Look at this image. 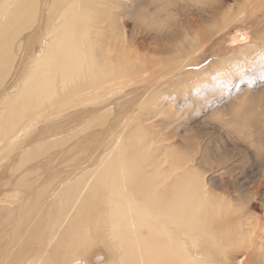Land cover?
Wrapping results in <instances>:
<instances>
[{
  "label": "rangeland",
  "instance_id": "rangeland-1",
  "mask_svg": "<svg viewBox=\"0 0 264 264\" xmlns=\"http://www.w3.org/2000/svg\"><path fill=\"white\" fill-rule=\"evenodd\" d=\"M48 1L39 0L40 7L53 1V8L45 7L44 11L41 9L43 18L38 20L34 29L19 38L23 41V47L21 45L17 49V65H14L13 76L0 91V100L15 86L11 82L15 80V74L23 76L27 73L31 68L32 58L38 57L41 52L47 34V20L57 14L54 12L60 6L56 0ZM253 1H97L94 5L95 24L91 20L89 26L90 44L96 67L110 65L115 79H111V82L107 80L110 83L105 81L103 90L102 84H99L101 86L98 88L102 90L100 94H105L100 97L93 95L84 102H75L79 96L73 97L71 93L64 95L63 100L56 104L58 107L54 104L55 106L48 108L49 112L45 110L38 113L42 115L38 119L42 124L34 125L26 141L22 140L23 143L17 144L12 153L8 152L4 158H0V200H6L5 203L0 202V207L5 206L0 211V226L7 224L3 229L0 227V235L3 232L0 253L11 244V240L14 243L13 231L18 221L34 207L37 191L49 185L53 189L55 185L54 190L48 189L50 191L46 192L40 209L35 207L36 215L23 220L19 232L23 235L15 241L16 244L23 240L22 237L26 239V232L27 235L32 231V237L28 244L24 241L30 251H26L22 258L24 262L19 264H25L39 254L41 256L44 251L45 255L39 260L45 262L46 259L47 264L50 261L52 264H77V260L82 261L79 264L118 263L121 255L109 248V238L103 235H108L109 232L106 228L98 229V224H95V218L102 214L99 212L102 203L98 202L90 213L93 223L89 227L90 238L86 239L84 246L75 244L72 248L67 244L69 240L65 236L62 239V234L66 233L64 227L54 223L60 227L56 228L59 231L54 229L52 224L58 215L56 208L52 209V217L39 221L36 219L37 214L50 204L47 199H53L59 191L58 186L64 187L81 177L80 174L96 171L105 157L122 151L127 156V163L137 167L138 171L142 168L145 177H157V182L164 190L170 188L178 178H183L192 185H199L200 209L211 216L220 215L214 223L218 227L211 231V235L200 236L197 244L189 237L179 235L180 243L188 248V256L192 258L190 264H264V0ZM19 40L17 46L21 44ZM22 61L24 63L19 65ZM85 73L90 74V71ZM57 85L60 88V84ZM101 100L106 101L101 103ZM129 101L130 105H126ZM106 104L107 107H104ZM59 107H64V113L57 117ZM105 114L108 118H102ZM54 117L57 122L53 121ZM67 138H71V142L66 141ZM46 141L49 143H45ZM61 141L64 144L61 143L59 147L57 144ZM46 147L51 151L46 150ZM39 148L45 149L49 154L46 155L45 150L40 154ZM86 148L85 154L83 150ZM22 150L35 151L32 163H26L23 168L18 167ZM94 152H97L96 156ZM40 162L42 165H39ZM17 167L20 170L12 171ZM36 171L37 174L41 171L45 174L37 176ZM62 174L66 175L63 177ZM21 175L24 177V186L31 180L34 185L29 183L28 186H22ZM57 178H60L59 181ZM13 205L19 212L12 209ZM5 215L11 219L4 218L5 221H1ZM226 216L239 233L234 238L224 237L220 233L219 225ZM30 220L34 223L29 222ZM99 224L104 225L102 221ZM50 234L49 240L54 238L49 244L47 235ZM57 237L62 240L57 241ZM7 241L8 246H5ZM191 241L195 247H191ZM196 245L200 246L197 248ZM64 252L74 254L66 256Z\"/></svg>",
  "mask_w": 264,
  "mask_h": 264
},
{
  "label": "bare ground",
  "instance_id": "bare-ground-1",
  "mask_svg": "<svg viewBox=\"0 0 264 264\" xmlns=\"http://www.w3.org/2000/svg\"><path fill=\"white\" fill-rule=\"evenodd\" d=\"M56 1L58 2V5L60 6L57 8L56 12H54V14L55 13L57 14L55 16L53 15L54 17L52 16L50 20H47L46 39L43 40V43L41 46V52L39 53V56L36 58H32L33 59L32 65H31L30 70H28L27 73H25L23 76H18V74L17 75L15 74V80L11 81V82H14L15 86H12V88H10L9 91L12 89L14 90L12 92L7 91L4 94L3 98L0 100V158L1 159L2 157L4 158V155H6L8 152L12 153L14 149L16 148L17 144L21 145L23 143L22 140L26 141L30 131L32 130V128H34V125L40 123V120L38 122V119L42 115H38V113L48 110V108H52L53 106L58 104L61 100H63L62 97L64 95H67L68 93H71V96L76 97V98L79 96L77 99L74 100L75 102H82V101L84 102L93 95H96L98 97L105 95L104 92H102L103 94H100V92L104 89L103 83L107 80L109 81L111 79L113 80L114 78L113 68L110 67V65L106 67H101V68L96 67V60L93 55L92 44H90V34H89L90 21L94 20V24H95L94 5L95 3L97 4L98 3L97 1L99 0H56ZM39 3H40L39 0H0V91L6 85L9 78L13 76L12 71L14 69V65H17L16 63L17 58H18L17 49H20L22 42H23L19 40V38L25 32L31 31L32 29H34L36 27L35 25L37 24L38 20L40 18L41 19L43 18L42 13H40L41 9H43L44 11L45 7L53 8L51 3H48L44 5L43 7H40ZM249 4L251 3L249 2ZM108 26H110V23H108ZM113 28L114 27H112V29ZM18 40L21 42V44L17 46L16 43L18 42ZM22 63L24 62L23 61L20 62L19 65H21ZM85 71H90V74H86L88 72L85 73ZM109 81L107 82L110 83L111 81L110 82ZM57 84H60V88H58L59 85ZM99 84H102L103 86V88H101L102 90L98 88L101 86V85L99 86ZM105 93H107V91ZM106 96H109V95H106ZM114 97H116V95ZM132 99L133 97L130 100ZM102 101L103 100H101L100 102L102 103ZM105 101L103 102L105 103ZM129 103L130 101L126 103V105ZM47 105L50 107H47ZM109 105L111 106L112 104H109ZM56 106L58 107V105ZM76 107L78 106L76 105ZM104 107H107V104L106 106L104 105ZM128 108L129 106L127 107V109ZM81 109H84V108L81 107ZM63 110H64V107L58 108L57 113L59 115L57 114V117L58 116L60 117L64 113ZM108 111L109 109L107 110V112ZM79 112H80V109H79ZM110 112L112 113V111ZM109 113L107 115H109ZM111 113H110V116H112ZM65 114L67 113L65 112ZM107 115L105 114L104 116H102V118H104L105 116L107 117ZM90 116L92 117V115ZM43 119L44 118H42V120ZM89 120H92V119H89ZM43 121L45 123V120ZM53 121L57 122L55 120V117ZM54 122H52V124ZM83 123H85V120L83 121ZM86 126H87V123H86ZM78 127H75V130H78L77 129ZM66 134L65 136H67ZM79 136L80 135L78 134L77 137ZM71 138L73 139L74 137H71ZM71 138L69 139L67 138L66 141L69 140L68 142H71L70 140ZM95 138L93 139V142H95ZM75 139H76V136H75ZM90 140L92 142V139ZM45 143H49V141H46ZM61 143L62 141L57 145H59L60 147ZM92 143H89V144H92ZM57 145L55 142V146ZM42 147L44 148V146ZM47 147H46V150L48 149L49 151H51V149ZM87 148H89V150L91 149V147H87ZM87 148L86 150H83V153H85V151L87 153ZM24 150H22L23 152L20 151L21 157H20V161L18 164V167H22V168L24 167L26 163L30 161L32 163L33 160L31 159L33 158V155L35 153V151L33 152L31 150H26V151ZM42 150L44 151L45 149L39 148V152H41L40 154H42ZM46 150L44 151V153L48 155L49 153H47ZM97 150H98V147H97ZM59 151H60V148H59ZM96 153L94 154L95 156H96ZM82 156L84 157V154ZM40 157L38 159H40ZM35 160L36 158H34V161ZM41 163L42 162H40L39 165H42ZM85 166H87V164ZM18 167L13 168L12 171L20 170ZM34 167H35L34 169H36L35 165ZM48 167H47V170H49L50 168ZM80 168L81 166L79 167V169ZM82 168H85V167H82ZM29 169L31 170L32 168L29 167ZM70 169H72V167ZM140 169L141 170L138 171L137 167H134V166L132 167V165L127 163V156L125 155L124 152L118 151L117 154L116 153H113L112 155L110 154L108 157H105L102 163H100V166L96 169V171H94L95 173L93 171L92 172L90 171V174L88 172L87 173L85 172V174H82V175L80 174L81 177H79L78 179L76 178L77 180L75 179L74 182L67 183L68 185L64 187L58 186L59 191L56 193L55 196L53 195L54 198L50 199L48 196V198L51 201L52 200L53 201L51 202L49 199H47V201H49L50 204L47 202L48 203L47 208L42 211L40 210L41 212L37 214L38 216H37L36 221L45 219L46 217H52L51 216L52 211H53L52 209L56 208L57 210L56 212L58 215L52 224L55 227L54 229H56L59 226V225L56 226L57 224H60V227L61 226L64 227L63 229L66 230V233L65 235L62 234L63 235L62 239L65 236L67 240H69L68 241L69 243L67 244L71 245L72 248L75 246V244L76 245L82 244L84 246L86 244L85 243L86 239L90 238L89 227L93 223L92 220L90 219V213L97 207V204L99 202V203H102V205L100 206L101 207L100 211H99V212H102V214H100L99 218L98 217L95 218V224H98V229L106 228V231L109 232L108 235L103 233V235L109 238L110 244L112 245V246L110 245L109 248L113 249V251H116L121 255L120 261L116 264H190L192 258H189L188 256L189 254L188 248L186 249L184 244L180 243L181 241H179V237H180L179 235L187 236L195 244H197L196 242L200 236L202 235L209 236L212 234L211 231L218 227V226H214V223L217 222V218L220 215L217 214L216 216H211L205 211H202L200 209L199 204H198L199 202L198 198H199V195L201 194V189L199 185H195V184L192 185L189 182H187L185 179L178 178L170 188H167L166 190H164L162 186L157 182L158 180L157 177L156 178H150L148 176L145 177L143 175L142 168ZM73 170H76V169L74 168ZM43 172L44 171H41L40 173L37 174V171H36V174L38 176V175L43 174ZM91 173L93 174L91 175ZM15 174H17L16 171H15ZM87 174H89L90 176H87ZM65 175L66 174H64L63 177ZM70 175L72 176L71 172H70ZM57 177H59V175ZM63 177H61V179ZM21 178H22V175H21ZM57 179L59 181L60 178H57ZM23 181H24V177L22 178L20 182V184L22 183V186H24L23 184H25L23 183ZM29 183L31 184L32 180ZM29 183L26 184L25 186H28ZM56 183H57V180H56ZM32 184L34 185V183ZM50 186L51 185L43 186L42 188L39 186L41 189L37 191V194H36L37 200L35 201V204L33 205L34 207H32V209H30L28 213L24 217H22V219L18 221L13 231L14 243L11 240L10 242L11 244H9L8 246L7 243L9 241L5 242V246L7 245L8 247L4 249L2 254L0 253L3 256V257L0 256L1 258L0 264H19V263L24 262L22 260L23 256H25L26 251L28 252L30 251V248L27 244L30 241V238L32 237V231H30L27 235H26L27 233L26 232L24 235L26 236V239H24L25 237H22L23 240L20 243L16 244L15 241H17L18 238L19 237L21 238V235H23V233L19 234L21 225H23L22 224L23 220H26V219L29 220L33 215H36V213L34 212L35 207H37L36 209H40V205L41 204L43 205L44 196L45 194L47 195L46 192L50 191L48 189H52V187L50 188ZM53 186L54 188L52 190L55 189V185ZM16 188H15V191H18V189L16 190ZM10 196L11 195H9V197ZM17 197L19 196L17 195ZM35 197L33 200H35ZM0 202L5 203L6 200L2 199L0 200ZM13 207L14 205L12 206V209H15ZM1 208L2 207H0V211H1ZM3 208H5V206ZM9 208L10 207H8V209ZM6 212H8V210ZM17 212H19V210L16 211V213ZM19 214H17V216ZM23 214L24 213H22V215ZM14 217L16 216L14 215ZM4 218L5 219L7 218L6 215L5 217L1 219V221L2 220L5 221ZM7 219L10 220L11 217ZM227 220H228L227 216L222 218V221L219 225L220 233L224 237L234 238V236H237L239 233L236 230V227L233 226V222L232 224H230L231 223L230 220L228 221ZM100 221H102L104 225L101 226L99 224ZM29 222H32V221L30 220ZM54 223H57V224L54 225ZM31 225H29V227ZM3 226L7 227V224H4ZM3 226L1 224L0 227H2L3 229L4 228ZM24 227H26V224L24 225ZM49 229L51 230L52 228H49ZM8 230H9V227H8ZM12 230L13 229H11V235H12ZM22 231L24 232L25 228ZM49 231L48 233L51 232ZM8 232H10V230ZM61 233L60 234L58 233V234L61 236ZM1 235H0V240H2L3 238V237L1 238ZM52 236H54V233ZM6 237L8 236L6 235ZM49 237L51 238V234L47 235V239L50 244L54 237L51 239V241L49 240L50 239ZM62 239L60 238L58 239L57 237V241H60ZM5 240L7 239L5 238ZM24 241H26L27 244H25ZM193 242L190 243L191 247H193V245L195 247V244ZM49 244L46 246L48 247ZM52 245L53 244H51V246ZM89 246H90V242H89L88 247ZM199 246L196 245L197 248ZM56 247H57V244H55V248ZM66 248H65V251L67 250ZM77 249H80V248L77 247ZM69 253L72 255L74 254L71 252ZM69 253L65 254L64 252L66 256L70 255ZM44 255H45V251L41 253V256H44ZM41 256L39 254L34 259L33 258L29 259L25 264H47L45 263L46 259H45V262H43L42 260H39L41 259ZM63 257L65 256L63 255ZM80 262L82 261L77 260L75 263L79 264ZM49 263L52 264L51 261Z\"/></svg>",
  "mask_w": 264,
  "mask_h": 264
}]
</instances>
